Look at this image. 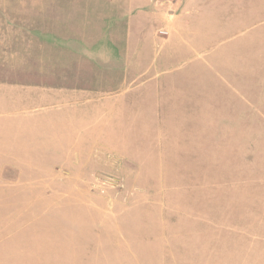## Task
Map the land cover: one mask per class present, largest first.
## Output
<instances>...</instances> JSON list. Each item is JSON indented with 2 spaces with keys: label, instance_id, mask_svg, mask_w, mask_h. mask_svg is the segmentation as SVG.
I'll list each match as a JSON object with an SVG mask.
<instances>
[{
  "label": "rangeland",
  "instance_id": "374dc122",
  "mask_svg": "<svg viewBox=\"0 0 264 264\" xmlns=\"http://www.w3.org/2000/svg\"><path fill=\"white\" fill-rule=\"evenodd\" d=\"M183 3L0 0V264H264V0Z\"/></svg>",
  "mask_w": 264,
  "mask_h": 264
},
{
  "label": "crops",
  "instance_id": "0c3cea01",
  "mask_svg": "<svg viewBox=\"0 0 264 264\" xmlns=\"http://www.w3.org/2000/svg\"><path fill=\"white\" fill-rule=\"evenodd\" d=\"M195 0H184V3H183V5H182V10H183V12L182 13H180V15H179V17H180V19H179V21L181 22H179V25H180V27L181 26H183V24L184 23H186L187 25H188V19H187V16L190 14V12H191V7H190V11H189V9H187V7H185V5H187V4H189V3H193ZM186 8V9H185ZM189 8V7H188ZM183 23V24H182ZM177 29H179V28H177ZM176 32V34H177V30H172L170 33H173V32ZM173 41V40H172ZM174 41H176V42H178L177 40H175L174 39Z\"/></svg>",
  "mask_w": 264,
  "mask_h": 264
}]
</instances>
